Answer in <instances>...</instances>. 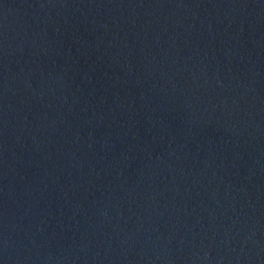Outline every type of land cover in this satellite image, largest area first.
<instances>
[{"label":"water","instance_id":"95a60500","mask_svg":"<svg viewBox=\"0 0 264 264\" xmlns=\"http://www.w3.org/2000/svg\"><path fill=\"white\" fill-rule=\"evenodd\" d=\"M0 264H264V0H0Z\"/></svg>","mask_w":264,"mask_h":264}]
</instances>
